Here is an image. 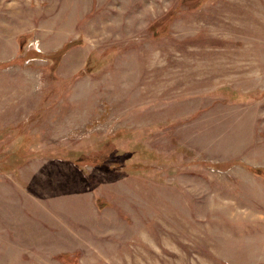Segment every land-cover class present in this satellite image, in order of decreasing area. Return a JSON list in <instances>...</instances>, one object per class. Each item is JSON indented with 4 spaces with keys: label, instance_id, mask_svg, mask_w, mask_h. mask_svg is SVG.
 Returning a JSON list of instances; mask_svg holds the SVG:
<instances>
[{
    "label": "rangeland",
    "instance_id": "rangeland-1",
    "mask_svg": "<svg viewBox=\"0 0 264 264\" xmlns=\"http://www.w3.org/2000/svg\"><path fill=\"white\" fill-rule=\"evenodd\" d=\"M62 257L264 264V0H0V264Z\"/></svg>",
    "mask_w": 264,
    "mask_h": 264
},
{
    "label": "trees",
    "instance_id": "trees-1",
    "mask_svg": "<svg viewBox=\"0 0 264 264\" xmlns=\"http://www.w3.org/2000/svg\"><path fill=\"white\" fill-rule=\"evenodd\" d=\"M242 98V96H240ZM65 264H70V260L65 259L64 257L61 258Z\"/></svg>",
    "mask_w": 264,
    "mask_h": 264
}]
</instances>
